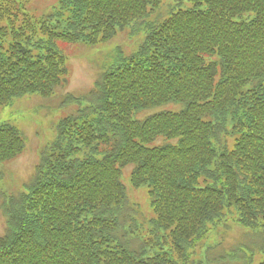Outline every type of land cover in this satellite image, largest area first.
Wrapping results in <instances>:
<instances>
[{
  "label": "trees",
  "instance_id": "obj_1",
  "mask_svg": "<svg viewBox=\"0 0 264 264\" xmlns=\"http://www.w3.org/2000/svg\"><path fill=\"white\" fill-rule=\"evenodd\" d=\"M32 1L0 0V108L66 84L62 44L107 42L168 6L86 96H65L75 110L3 205L0 264H213L197 247L228 235L225 216L239 234L211 260L252 264L243 250L264 242V0H57L39 16ZM166 104L180 109L134 117ZM24 148L0 125V164ZM127 165L149 189V216L128 202Z\"/></svg>",
  "mask_w": 264,
  "mask_h": 264
},
{
  "label": "rangeland",
  "instance_id": "obj_2",
  "mask_svg": "<svg viewBox=\"0 0 264 264\" xmlns=\"http://www.w3.org/2000/svg\"><path fill=\"white\" fill-rule=\"evenodd\" d=\"M164 1L158 11L159 20L164 18L167 5ZM56 5L55 0H35L31 3L30 11L39 16L46 13L51 6ZM179 9H190L192 4L183 2ZM51 10V9H50ZM149 16L142 21H134L128 24L121 31H116L114 37L95 46H84L82 44L63 45L65 51L66 67L69 71L68 85L60 88L52 97L42 98L35 95L15 98L9 107L0 108V125L10 124L17 127L25 140V150L16 159L9 163L0 165V235L3 234L4 217L2 214L4 200L15 197L21 191V184L31 178L39 158V154L44 147L51 143L56 135L55 128L57 122L62 117L71 114L76 106L63 105L64 96L67 93L73 96H86L93 81L97 78L101 67L109 63L117 53L128 57L135 52L142 44L145 37L143 23L153 20L154 16ZM180 106L166 104L154 109L145 110L134 117L144 119L147 116L163 110L173 112L179 111ZM131 166L122 172V182L128 188V174ZM141 189V188H140ZM129 198L132 202L140 203L143 215L147 216L150 209L149 195L147 192L131 191ZM143 216L141 219L146 218ZM226 220V221H225ZM225 224H230L231 218H225ZM239 234L236 226H232L228 235L221 228L217 233H210L207 240H204V249L207 257L217 258L226 251L228 245L234 242ZM260 239V238H259ZM258 237L254 250L244 249V256L252 259V264H259L264 261V242ZM262 241V243H261ZM199 252V250H197ZM205 252V253H206ZM196 259V256H193ZM214 264V263H213Z\"/></svg>",
  "mask_w": 264,
  "mask_h": 264
},
{
  "label": "bare ground",
  "instance_id": "obj_3",
  "mask_svg": "<svg viewBox=\"0 0 264 264\" xmlns=\"http://www.w3.org/2000/svg\"><path fill=\"white\" fill-rule=\"evenodd\" d=\"M150 15L152 16V15H153V13H152V14H150ZM150 15H149V16H150ZM153 16H154V15H153ZM152 21H160V20H159L157 17H155V16H154Z\"/></svg>",
  "mask_w": 264,
  "mask_h": 264
}]
</instances>
